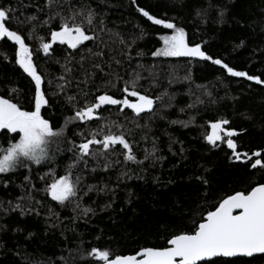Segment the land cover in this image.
<instances>
[{
    "label": "trees",
    "instance_id": "16d2710c",
    "mask_svg": "<svg viewBox=\"0 0 264 264\" xmlns=\"http://www.w3.org/2000/svg\"><path fill=\"white\" fill-rule=\"evenodd\" d=\"M88 2L100 14L97 20L103 17L105 31L101 32L97 23L98 38L85 42L86 48L74 51L57 42L50 56H45L42 50L37 52L40 37L50 40L47 26H37L35 35L26 40L34 52L38 70L45 77L42 87L50 100L41 115L56 128L64 124L65 117L73 115L66 97L79 92L77 81L84 79V69L95 72L87 88L80 85L86 91L91 89L93 96L89 99L98 94L97 88L104 89L107 80L115 85L109 94L122 98L119 89L124 81L134 79L139 73L140 90L148 89V94L162 96L163 102L157 101L154 112L141 113L139 117L130 109L121 112L120 106H104L101 115L123 125V129L112 131L129 132L126 138L140 164L125 161L122 154L125 150L119 145L108 156L107 170L99 167L91 171L96 164L90 161L80 184L82 207L93 209L87 216L73 211L75 202L62 206L43 190L46 183H51L50 170H54L57 178L66 174L65 167L72 156L66 143L60 144L61 151L53 162L31 165V172L20 168L15 173L0 174V226H6L0 230V264H96L87 256L92 247L127 255L141 247L165 246L172 234L191 230L194 222L198 223L207 211L214 210L222 198L264 182V168L251 167L256 157L252 161L243 157L230 159L232 150L226 143L218 141L213 146L205 139L211 133V122L228 120L224 127L235 130L232 139L237 151L249 155L260 151L264 162V84L231 76L221 66L198 57H154L152 52L162 47L159 37L171 34V30L154 25L137 11L138 7H144L157 18L174 22L185 29L190 44L200 43L209 55L264 80V0ZM43 4L44 0H0V5L17 9L15 16L19 20L37 14V7ZM198 10L201 15H197ZM39 16L41 20L46 19L42 13ZM56 26L54 21L51 27ZM10 27L28 36L31 25L18 24L14 17ZM241 41L243 45L237 47ZM87 49L103 51L104 55L91 57ZM70 54L74 57L70 67L75 69L72 74L75 79L64 93L57 95V83L62 81L56 78L63 74L62 65ZM81 54L89 57L84 61V69L79 63ZM94 63H100L104 71L93 69ZM116 74L123 79L117 82ZM13 88L18 91L12 93ZM0 95H12L14 102L25 110L34 108V82L16 64L14 42L6 39H0ZM77 98L83 103L82 95ZM104 122L92 121L85 125L76 122L68 126L65 135L79 143L76 133L97 128ZM8 136L0 132V145L7 146ZM146 152L148 159H145ZM103 163L102 159L100 164ZM82 168L83 165L74 170L73 179ZM29 175L37 189L33 196L42 202L31 204L39 214L8 211L17 202L29 205L27 198L17 200V197H26L24 178ZM44 175L48 176L46 182L39 179ZM88 185L96 188L107 185V189L84 195ZM201 264H264V255L251 259L219 258Z\"/></svg>",
    "mask_w": 264,
    "mask_h": 264
},
{
    "label": "snow or ice",
    "instance_id": "6c2138e0",
    "mask_svg": "<svg viewBox=\"0 0 264 264\" xmlns=\"http://www.w3.org/2000/svg\"><path fill=\"white\" fill-rule=\"evenodd\" d=\"M21 6L27 7L23 4ZM137 11L154 25H162L164 29L171 30V34L159 37L162 47L152 52L154 57H198L221 66L231 76L245 77L249 81L264 84V80L259 76L236 70L222 58L209 55L203 50L200 43L190 44L183 27L177 26L170 20L157 18L144 7H138ZM16 12L17 9L10 5L7 7L0 5V39L14 42L15 62L34 82L32 101L34 108L25 110L22 105L14 102L12 95H0V132L9 134L7 146L0 145V174L15 173L20 168H26L31 172V165L39 166L46 162H53L55 156L61 151L60 144L66 143L70 145L67 151L72 153L70 162L65 167L66 174L57 178L54 170H50L51 183H46L43 190L53 201L62 206L75 202L73 211L78 212L79 215L87 216L88 213L93 212V209L82 207L83 196L80 195L82 191L80 184L83 179L82 173L88 169L89 162L93 161L96 164V167L91 169L93 172L97 171L99 167L107 170L110 167L108 156L115 152L117 145L122 146L125 150L122 153L125 161H136L132 144L126 138L129 132L125 130L112 131L113 128L123 129V125L106 120L101 115L104 106H120L119 111L121 112L130 109L136 117H139L141 113L154 112L156 102L162 103L163 97H154L148 94V89L141 91L142 86L139 81L142 77L137 73L134 79L124 81V86L119 89L122 98H116L109 94L110 89L115 85L111 80H107L104 82V89L97 88L96 93L98 94H95L93 99H89L90 96H93L91 89L86 91L80 88V85L83 84L87 88L89 82L94 80L95 72L84 69V61L89 57L81 54L79 63L80 68L84 69V79L77 81L79 92L66 97L67 103L73 110V115L65 117L61 127H54L48 119L41 115L42 107L49 105L50 100L42 87L45 77L38 70V65L33 60L34 52L26 40L35 35L37 26H47L50 40L40 37L41 43L37 52L42 50L45 56H50L54 51L53 45L57 42L59 45H67L74 51H80L81 47H87L85 42L95 41L98 38L97 23L101 26L100 31H105V21L103 17L97 20L100 14L88 0H44V4L37 7V14L25 16L23 20H19V17L15 16ZM41 13L46 19H40L39 14ZM197 15H201L199 10ZM221 16H223V12H221ZM14 17L18 24L31 25L28 28V36H25L22 31L10 27V22ZM54 21L57 22V26L52 28L51 25ZM243 43L241 41L237 47ZM87 51L91 57L104 55L103 51L92 52V49H87ZM5 58L7 57L5 56ZM73 59L71 54L65 57V63L62 65L63 74L56 78L58 81H62V83H57V95L64 93L71 86L72 80L75 79L72 75L75 69L70 67ZM116 63L120 62L116 61ZM91 67L100 72L104 71L100 63H94ZM105 75L111 74L105 73ZM122 79L123 77L116 74L117 82ZM11 91L15 93L18 89L13 88ZM78 95H82L83 103L77 98ZM164 95L168 94L164 93ZM100 120L105 122L97 128H85L75 134L80 139L79 143L65 135L69 125H74L76 122L85 125L88 122ZM228 123V120L211 122V133L205 137L208 143L213 146H217L218 141L226 143L227 147L232 150L230 159L241 160L243 157L252 161V157H256L251 163V167L253 169L257 166L264 168L260 151H255L251 155L248 152L237 151V144L232 139L236 135L235 130L224 127ZM137 126L139 127V125ZM16 136L19 138L16 139ZM54 145L55 147H53ZM155 151L154 147L153 154ZM148 158L149 154L146 152L145 159ZM102 159L103 165L100 164ZM115 163H119V161H115ZM81 165L83 168L73 179L74 170L80 168ZM24 179L26 197H17V200L23 201L27 198L29 205L25 206L17 202L8 211L19 210L20 215H24L26 212H36L38 215V210L31 206L32 202L37 205L42 203L35 200L33 196V192L37 190L36 185L32 183L30 175L25 176ZM39 179L46 182L48 176H40ZM198 179L203 180L202 177H198ZM203 182L207 183V181ZM7 185L8 182L5 180L4 186L7 187ZM106 189L107 185L100 188L88 185L87 191H84L83 194L87 195L93 190L104 192ZM8 204L12 205V201H8ZM49 212L51 213L52 210L49 209ZM5 227L0 226V230ZM254 253H264V182L257 183L248 191H237L222 198L214 206V210L207 211L198 223L194 222L191 230L172 234L167 239L165 246L141 247L136 253L127 255L113 254L109 249L102 250L92 247L87 256L93 258L96 264H201V262H211L214 257H236L239 255L251 257Z\"/></svg>",
    "mask_w": 264,
    "mask_h": 264
},
{
    "label": "water",
    "instance_id": "95a60500",
    "mask_svg": "<svg viewBox=\"0 0 264 264\" xmlns=\"http://www.w3.org/2000/svg\"><path fill=\"white\" fill-rule=\"evenodd\" d=\"M234 214H235V212H234ZM262 255H264V253H254L253 256H251V257L243 256V255H239V256H236V257H214V258H212V261L215 260V259H219V258H224V259L247 258V259H251L253 257L262 256ZM201 263H203V262H201Z\"/></svg>",
    "mask_w": 264,
    "mask_h": 264
},
{
    "label": "rangeland",
    "instance_id": "374dc122",
    "mask_svg": "<svg viewBox=\"0 0 264 264\" xmlns=\"http://www.w3.org/2000/svg\"><path fill=\"white\" fill-rule=\"evenodd\" d=\"M191 58H194V57H191ZM128 162L131 163V164H135V165L140 164V160L138 159V157H136V161H128Z\"/></svg>",
    "mask_w": 264,
    "mask_h": 264
}]
</instances>
